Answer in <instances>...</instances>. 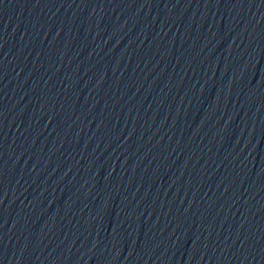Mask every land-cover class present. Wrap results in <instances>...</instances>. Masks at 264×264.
<instances>
[{"label": "water", "instance_id": "water-1", "mask_svg": "<svg viewBox=\"0 0 264 264\" xmlns=\"http://www.w3.org/2000/svg\"><path fill=\"white\" fill-rule=\"evenodd\" d=\"M0 264H264V0H0Z\"/></svg>", "mask_w": 264, "mask_h": 264}]
</instances>
